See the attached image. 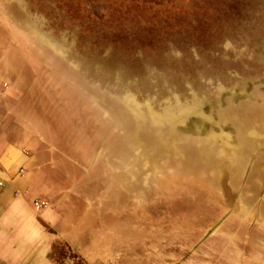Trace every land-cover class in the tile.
I'll return each mask as SVG.
<instances>
[{"label": "rangeland", "instance_id": "374dc122", "mask_svg": "<svg viewBox=\"0 0 264 264\" xmlns=\"http://www.w3.org/2000/svg\"><path fill=\"white\" fill-rule=\"evenodd\" d=\"M0 22V56L36 77L50 172L103 235L88 250L264 264V0H0Z\"/></svg>", "mask_w": 264, "mask_h": 264}, {"label": "crops", "instance_id": "0c3cea01", "mask_svg": "<svg viewBox=\"0 0 264 264\" xmlns=\"http://www.w3.org/2000/svg\"><path fill=\"white\" fill-rule=\"evenodd\" d=\"M8 33L0 22V49ZM19 45L14 44L16 55ZM18 57L0 56V264H56L51 255L59 244L85 264H104V251L88 250V243L96 245L103 235L98 224L89 225V209L77 199L81 194L66 187L65 174L50 172L56 159L32 117L38 93L30 85L36 77L25 75ZM35 201L47 207L36 210Z\"/></svg>", "mask_w": 264, "mask_h": 264}, {"label": "bare ground", "instance_id": "6f19581e", "mask_svg": "<svg viewBox=\"0 0 264 264\" xmlns=\"http://www.w3.org/2000/svg\"><path fill=\"white\" fill-rule=\"evenodd\" d=\"M126 111L128 110L125 107L120 106L118 110L115 112L116 113L115 116H117L116 118H118V123H119L118 125L127 129L128 137L130 138V137H134L135 135L134 130H133L135 125L133 126V124L127 121L128 114Z\"/></svg>", "mask_w": 264, "mask_h": 264}, {"label": "built area", "instance_id": "2783aa9c", "mask_svg": "<svg viewBox=\"0 0 264 264\" xmlns=\"http://www.w3.org/2000/svg\"><path fill=\"white\" fill-rule=\"evenodd\" d=\"M20 173L23 174V170H20ZM33 205L36 210L44 209L47 207V204L42 201H35Z\"/></svg>", "mask_w": 264, "mask_h": 264}]
</instances>
